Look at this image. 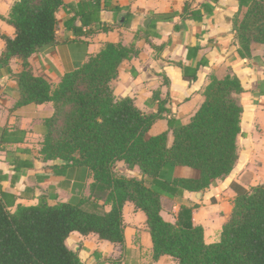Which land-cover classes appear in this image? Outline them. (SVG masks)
Returning <instances> with one entry per match:
<instances>
[{"label":"trees","instance_id":"16d2710c","mask_svg":"<svg viewBox=\"0 0 264 264\" xmlns=\"http://www.w3.org/2000/svg\"><path fill=\"white\" fill-rule=\"evenodd\" d=\"M65 1L16 0L5 19L14 36H1L0 66L19 61L13 74L17 106L53 105L41 158L53 163L56 171L86 167L89 192L76 204L50 206L40 198L34 206L17 205L10 211L15 197L0 188V264H83L65 244L74 232L123 246L126 202L145 215L154 260L169 256L178 264H264V182L249 186L250 173L230 184L235 195L232 210L216 243L206 244L202 227L192 224L195 207L181 206L174 223L160 215L161 196L179 198L185 192L204 191L232 172L238 159L237 138L244 136L240 97L245 91L239 79L211 75L203 103L187 124L175 127L168 122V131L148 136L159 116L142 114L129 98L116 99L110 86L120 63L136 54L132 46L105 44L57 84L30 71L29 57L55 42L56 12ZM89 1L98 5L101 0ZM81 13L75 16L82 17ZM72 22L67 18L64 24ZM234 32L239 55L251 59L252 46L264 45L263 1L249 3ZM117 162L138 168L142 178L126 177L115 169ZM166 166L196 170L198 177L162 180Z\"/></svg>","mask_w":264,"mask_h":264},{"label":"crops","instance_id":"0c3cea01","mask_svg":"<svg viewBox=\"0 0 264 264\" xmlns=\"http://www.w3.org/2000/svg\"><path fill=\"white\" fill-rule=\"evenodd\" d=\"M15 1L0 0V53L4 49L1 36H14L5 19ZM252 1L101 0L95 5L89 0H66L56 12L55 42L31 55L29 68L33 75L43 74L57 84L105 44L132 46L136 54L120 63L110 86L116 99L129 98L142 114L159 116L148 131V136H155L168 131V122L176 127L190 121L203 103L211 75H235L245 91L241 103L247 94L264 93V45H253L251 59L242 58L234 32L235 22L242 19ZM81 11L82 17L75 16ZM67 18L73 22L65 25ZM18 64L12 59L7 67L0 66V188L15 197L10 211L17 205L34 206L40 198L50 206L76 204L87 191L89 171L83 166L56 171L53 163L42 160L46 120L54 109L51 103L17 106L13 74ZM262 85L263 90L258 91ZM171 141L169 131L168 143ZM241 156L238 150L232 172L214 187L199 191L200 196L189 192L179 198L161 196V217L174 223L181 206L195 207L192 224L202 227L206 244L216 243L232 210L235 195L230 184L240 183L245 173L251 174L249 186L264 182V170L257 174ZM115 169L126 177L141 179L136 167L128 169L117 162ZM122 224L123 246L100 240L95 234L76 232L65 244L83 264H178L169 256L152 258L145 215L130 202L123 205Z\"/></svg>","mask_w":264,"mask_h":264},{"label":"rangeland","instance_id":"374dc122","mask_svg":"<svg viewBox=\"0 0 264 264\" xmlns=\"http://www.w3.org/2000/svg\"><path fill=\"white\" fill-rule=\"evenodd\" d=\"M258 58L254 61L257 63ZM263 90V85L258 87ZM256 90V91H257ZM264 93L255 92L254 95L247 94L242 101L243 113L241 117V126L244 136L238 140V150L242 154L241 158L252 164L253 170L260 174L264 170ZM175 177L197 178L196 170L183 167H164L160 173L162 180H170ZM91 183V178L90 182ZM88 184V185H89ZM88 187L85 195L88 194ZM167 196V195H165ZM168 197V196H167Z\"/></svg>","mask_w":264,"mask_h":264},{"label":"water","instance_id":"95a60500","mask_svg":"<svg viewBox=\"0 0 264 264\" xmlns=\"http://www.w3.org/2000/svg\"><path fill=\"white\" fill-rule=\"evenodd\" d=\"M139 178H142V176H141V175H139ZM193 195H194V196H200V195H201V193H200V192H196V193H193Z\"/></svg>","mask_w":264,"mask_h":264}]
</instances>
